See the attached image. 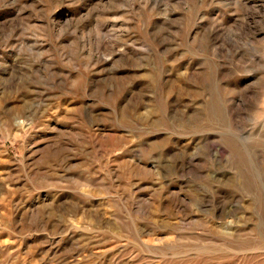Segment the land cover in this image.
I'll return each mask as SVG.
<instances>
[{
	"label": "rangeland",
	"instance_id": "374dc122",
	"mask_svg": "<svg viewBox=\"0 0 264 264\" xmlns=\"http://www.w3.org/2000/svg\"><path fill=\"white\" fill-rule=\"evenodd\" d=\"M0 264H264V0H0Z\"/></svg>",
	"mask_w": 264,
	"mask_h": 264
}]
</instances>
